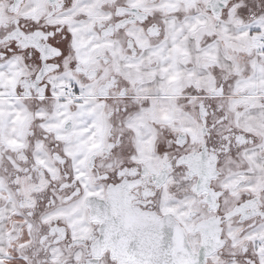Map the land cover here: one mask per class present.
<instances>
[{
  "label": "snow or ice",
  "instance_id": "obj_1",
  "mask_svg": "<svg viewBox=\"0 0 264 264\" xmlns=\"http://www.w3.org/2000/svg\"><path fill=\"white\" fill-rule=\"evenodd\" d=\"M0 264H264V0H0Z\"/></svg>",
  "mask_w": 264,
  "mask_h": 264
}]
</instances>
